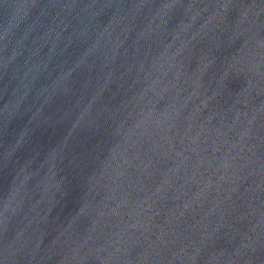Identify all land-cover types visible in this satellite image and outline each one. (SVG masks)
<instances>
[{"label": "water", "instance_id": "water-1", "mask_svg": "<svg viewBox=\"0 0 264 264\" xmlns=\"http://www.w3.org/2000/svg\"><path fill=\"white\" fill-rule=\"evenodd\" d=\"M0 264H264V0H0Z\"/></svg>", "mask_w": 264, "mask_h": 264}]
</instances>
